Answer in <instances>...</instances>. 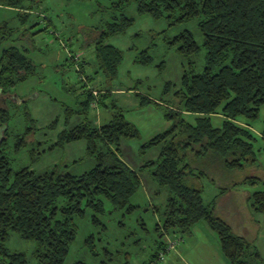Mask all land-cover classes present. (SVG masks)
<instances>
[{"label":"rangeland","instance_id":"1","mask_svg":"<svg viewBox=\"0 0 264 264\" xmlns=\"http://www.w3.org/2000/svg\"><path fill=\"white\" fill-rule=\"evenodd\" d=\"M22 5L27 7L28 15L20 14L17 8L0 5V50L15 46L35 65L33 74L10 88L17 98L7 103L9 118L0 127V138L6 128L4 153L10 167L13 172L25 166L42 172L57 166L75 175L89 170L95 160L86 153L85 140L56 145L58 134L85 119L97 125L105 123L116 110L122 109L124 117L139 131L138 137L121 138L119 144L121 159L131 168L140 169L141 183L129 199L133 207L115 209L106 198H102L100 213L85 207L84 215L74 219L76 235L64 264L77 260L85 264H143L157 249L160 237L155 227L161 221L168 189L152 179V166H143L157 159L160 147L143 150L141 145L173 126L179 118L191 124L195 122L197 115L192 113L167 117L166 103L175 99L184 71L200 72L206 63L198 17L179 20L178 9L155 17L139 12L135 1L124 0H22ZM123 16L132 18V23L122 32L105 38V43L122 51L117 74L110 79L95 62V42L108 24L119 23ZM185 30L199 44V49L189 55H181L178 51L181 43L175 41ZM144 50L151 57L147 64L137 61ZM73 53L76 54L74 62L68 60ZM78 60L83 61L80 73ZM82 74L92 80L89 82L83 76L81 80ZM88 88L96 91V106L80 113L79 102ZM106 89L110 91L109 96L103 99V104L98 103L97 98ZM136 93L163 102L140 105ZM0 104L4 105L1 98ZM170 105L176 109L177 100ZM26 109L31 122L26 118ZM221 121L220 114L211 116L213 126H220ZM243 121L238 122L244 124ZM250 124L254 136L253 162L242 160L241 167L225 168L221 159H212L211 151L200 153L199 150L205 151L195 145L187 151L185 161L194 174L185 182L203 190L205 204L212 207L215 199L214 214L236 233L254 240L259 230L264 237V213L255 212L247 198L254 191L264 190V139L261 137L264 105ZM22 137L24 143L18 139ZM248 177L258 180L247 182ZM224 186L227 190L221 193ZM93 216L99 223H92ZM168 237L178 238L179 242L174 250L158 258L156 264H222V259L229 264L219 250L216 233L204 221L196 222L189 233L174 231ZM5 245L11 251L23 252L28 264H36L32 254L34 242L11 231Z\"/></svg>","mask_w":264,"mask_h":264},{"label":"trees","instance_id":"2","mask_svg":"<svg viewBox=\"0 0 264 264\" xmlns=\"http://www.w3.org/2000/svg\"><path fill=\"white\" fill-rule=\"evenodd\" d=\"M124 1H135L139 12L155 17L163 12L171 14L176 9L180 11L179 20L198 17L201 46L206 50L203 69L200 72L189 69L182 74L181 86L175 91L176 109L170 105L174 100L166 103L167 117L192 113L197 115L195 122L191 124L179 118L173 126L141 145L143 150L160 147L157 159L143 166H152V179L168 189L161 221L155 227L160 240L156 251L143 264H156L160 253L167 252L164 238L169 232L189 233L200 220L216 233L220 249L230 264H264L253 240L236 233L224 219L214 214L215 199L212 207L205 204L203 190L185 182L194 174L185 161L187 151L195 145L205 151L199 150L200 153L211 151L212 159H221L225 168L241 167L242 160L254 161L250 122L264 105V0ZM0 5L17 8L20 14L28 15L22 0H0ZM131 23L132 18L121 17L119 23L108 24L95 42V62L110 79L117 74L122 51L105 43V38L122 32ZM175 41L181 43L178 48L181 55L199 49L189 31L178 34ZM75 56V53L69 54L68 60L74 62ZM137 61L147 64L151 57L144 50ZM78 65L80 73L83 61ZM34 66L32 59L15 46L0 50V98L4 102L0 104V127L9 118L7 103L17 98L10 88L33 74ZM82 76L89 82L92 80L84 74L80 75L81 80ZM89 89L83 91L80 113H86L96 98ZM109 94L106 89L97 102L103 104ZM135 95L140 105H161L163 102L139 93ZM214 114L222 116L220 126H213L211 116ZM25 115L31 122L28 109ZM240 120H244V124L239 123ZM5 130L0 138V264H28L23 252L6 247L11 231L34 242L32 254L36 264H64L76 235L74 219L84 215L85 207L94 213L102 212V198L108 199L115 209L133 207L129 199L141 183L140 169L131 168L121 159L119 144L121 138L138 137L139 131L124 117L122 109L116 110L105 123L97 125L85 119L58 134L56 145L85 140L86 153L93 157L95 164L79 175L57 166L42 172L25 166L13 172L4 153ZM261 137L264 139V131ZM18 139L25 142L24 137ZM257 180L248 177L245 181L254 183ZM226 190L224 186L221 193ZM247 199L255 212L264 213V190L254 191ZM92 223H99L96 216L92 217ZM71 264L85 263L77 260Z\"/></svg>","mask_w":264,"mask_h":264},{"label":"built area","instance_id":"3","mask_svg":"<svg viewBox=\"0 0 264 264\" xmlns=\"http://www.w3.org/2000/svg\"><path fill=\"white\" fill-rule=\"evenodd\" d=\"M92 93L93 95H96V91L95 90H92ZM90 106L92 107H95L96 106V103L95 101L93 100L90 104ZM164 242H165V249L166 251H170V250H174L176 245L178 244L179 242V239L178 238H169L168 235L165 236L164 238ZM162 256H164V253H160V257L162 258Z\"/></svg>","mask_w":264,"mask_h":264},{"label":"crops","instance_id":"4","mask_svg":"<svg viewBox=\"0 0 264 264\" xmlns=\"http://www.w3.org/2000/svg\"><path fill=\"white\" fill-rule=\"evenodd\" d=\"M75 126V125H74ZM72 128V127H71ZM194 226V225H193ZM251 240V239H250ZM254 242V245L256 246L260 256L264 259V237L262 235H260V230H259V233L257 235L256 238H254L253 240ZM219 243V241H218ZM219 250L222 254V256L225 258V256L223 255L221 249H220V245H219ZM226 259V258H225ZM227 260V259H226ZM222 264H228L226 263L223 259L221 260ZM230 264V263H229Z\"/></svg>","mask_w":264,"mask_h":264}]
</instances>
